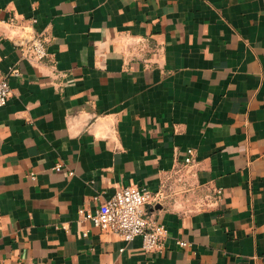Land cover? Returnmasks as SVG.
Here are the masks:
<instances>
[{"label": "crops", "instance_id": "obj_1", "mask_svg": "<svg viewBox=\"0 0 264 264\" xmlns=\"http://www.w3.org/2000/svg\"><path fill=\"white\" fill-rule=\"evenodd\" d=\"M4 76L0 264H264V0H0ZM129 185L155 250L79 216Z\"/></svg>", "mask_w": 264, "mask_h": 264}, {"label": "built area", "instance_id": "obj_2", "mask_svg": "<svg viewBox=\"0 0 264 264\" xmlns=\"http://www.w3.org/2000/svg\"><path fill=\"white\" fill-rule=\"evenodd\" d=\"M24 50L38 62H43L50 56L45 39L39 35L31 38ZM13 73L18 74L16 70H13ZM10 95L11 86L8 76L0 77V107L6 105ZM193 161L194 149L189 148L185 163L189 165ZM62 168L60 163L55 166V170L58 171ZM152 198V191L146 186H123L106 199L95 196L94 200L97 204L94 207L82 206L78 213L81 219L90 220L104 231L117 233L126 241L140 237L142 248L152 251L159 248L168 236L164 224L149 222L145 216L146 205ZM84 234L86 235V232ZM175 243L181 247L189 245L184 239H177Z\"/></svg>", "mask_w": 264, "mask_h": 264}]
</instances>
